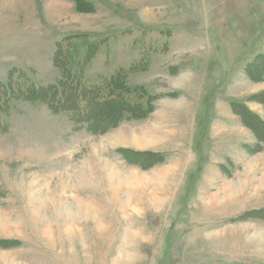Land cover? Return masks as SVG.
I'll list each match as a JSON object with an SVG mask.
<instances>
[{
  "label": "rangeland",
  "instance_id": "rangeland-1",
  "mask_svg": "<svg viewBox=\"0 0 264 264\" xmlns=\"http://www.w3.org/2000/svg\"><path fill=\"white\" fill-rule=\"evenodd\" d=\"M0 264H264V0H0Z\"/></svg>",
  "mask_w": 264,
  "mask_h": 264
},
{
  "label": "trees",
  "instance_id": "trees-1",
  "mask_svg": "<svg viewBox=\"0 0 264 264\" xmlns=\"http://www.w3.org/2000/svg\"><path fill=\"white\" fill-rule=\"evenodd\" d=\"M111 79L113 81L111 83H114L115 79H113V78H111ZM111 85H113V84H109V86H111ZM37 95L39 96V98H43V99L46 98V101H48L50 103H54L52 106L55 107L56 104L58 103V99L57 98H59V86L58 85H52L49 88H46V89H43V90H39L37 92ZM91 102H92V100H91ZM129 102H130V100H129ZM113 107L117 109V107H115V106H113Z\"/></svg>",
  "mask_w": 264,
  "mask_h": 264
},
{
  "label": "crops",
  "instance_id": "crops-1",
  "mask_svg": "<svg viewBox=\"0 0 264 264\" xmlns=\"http://www.w3.org/2000/svg\"><path fill=\"white\" fill-rule=\"evenodd\" d=\"M145 15V14H144Z\"/></svg>",
  "mask_w": 264,
  "mask_h": 264
}]
</instances>
